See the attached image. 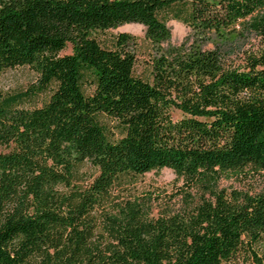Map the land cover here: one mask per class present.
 Wrapping results in <instances>:
<instances>
[{"label":"trees","instance_id":"16d2710c","mask_svg":"<svg viewBox=\"0 0 264 264\" xmlns=\"http://www.w3.org/2000/svg\"><path fill=\"white\" fill-rule=\"evenodd\" d=\"M126 22L153 49L139 72L134 34L96 36ZM17 65L35 80L0 93V264H263L264 187L217 178L264 169V0H0ZM164 166L199 198L151 214L124 185Z\"/></svg>","mask_w":264,"mask_h":264},{"label":"rangeland","instance_id":"374dc122","mask_svg":"<svg viewBox=\"0 0 264 264\" xmlns=\"http://www.w3.org/2000/svg\"><path fill=\"white\" fill-rule=\"evenodd\" d=\"M167 24L171 29L170 41L179 43L187 37L191 29L183 22L169 18ZM145 27L139 22H126L116 27H110L104 30H98L96 36L101 42L109 41L120 31H126L136 36V43L131 45L135 54V69L139 72L147 64L153 49L144 35ZM260 36H250L246 47L250 43L257 44ZM69 51V47L64 50ZM35 80V72L28 65H17L8 67L0 72V93L7 94L21 89H25L28 84ZM44 96V95H43ZM40 100V99H39ZM172 115L177 118L182 115L178 109L172 110ZM100 120L109 126H112L114 120L102 114ZM90 167L86 166L89 172ZM217 186L224 187L226 190L237 189L250 193L257 192L264 187V169H254L250 166L241 169L228 170L220 174L217 178ZM124 194H132L136 197H146L151 207V214H158L166 210L181 209L190 202L199 198V188L190 181L185 180L167 166L160 169H152L136 175L133 179L125 182ZM257 254L261 256L264 264V242L256 248ZM227 264H256L255 260L249 258L244 260L237 258Z\"/></svg>","mask_w":264,"mask_h":264}]
</instances>
